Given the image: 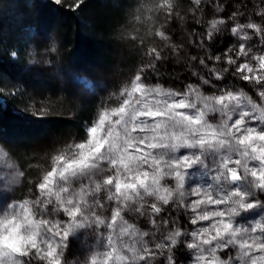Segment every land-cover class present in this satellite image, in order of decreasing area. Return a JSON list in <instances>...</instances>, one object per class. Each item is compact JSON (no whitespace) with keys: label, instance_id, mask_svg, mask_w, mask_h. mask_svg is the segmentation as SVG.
Masks as SVG:
<instances>
[{"label":"clouds","instance_id":"obj_1","mask_svg":"<svg viewBox=\"0 0 264 264\" xmlns=\"http://www.w3.org/2000/svg\"><path fill=\"white\" fill-rule=\"evenodd\" d=\"M260 14L258 13V15ZM248 26L251 25H238L241 28ZM11 55L13 58L16 57L15 52H12ZM252 59L257 61L258 71L264 69V54L254 55ZM195 74L193 72V75ZM259 78L264 80V71H260ZM190 89L191 91L186 93L184 99L180 101L174 100L175 93H172L170 89H164L161 85L150 88L136 99H133L134 92L128 91L127 98L122 105L110 110V114L116 113L118 119L109 123L107 131L103 135H101L102 130L98 127L99 121L98 124L87 130L88 139L86 142L77 143L74 146L69 145L68 147L72 149L71 152L66 148L53 155L51 170L46 172L42 182L38 184L40 196L32 201L28 199L23 202L13 200L0 214V264H23V260L20 259L23 253H31L34 248H41V245L44 246L42 248L44 250H47L48 245H56L53 229L67 232L69 237L77 229L92 228L95 225L97 236L104 235L99 232V229L101 226L105 227V219L97 216L95 212H87L85 210L87 205L85 208L81 207V202L84 201L82 193L85 185H81L80 192L75 193L74 196H62V193L68 192L73 178L89 176L92 183L95 184L96 192H99L103 185H108V181H112L113 184L114 180L115 193L109 191L108 198L115 199L120 204L127 201L139 203L146 196H152L163 205H168L170 201L175 200L176 205L183 207L184 200L189 195L183 190L185 173L194 165L203 164V160L202 155L195 157L185 155L177 159L175 153L182 147L199 148L201 154L209 151L220 154L221 149H226L227 152L226 155H219V171L212 177L216 184L221 185L219 190L212 189L210 185L203 190V198L193 202L190 206L193 209L200 208L201 205L205 206L193 217L191 221L193 224L198 220L210 219L213 220V223L209 227L200 228L198 231L190 233L193 242L189 243L187 247L196 251L189 264H204L206 253L207 255L211 253L213 260H217L216 250L226 248L228 245L238 246L236 257L241 260V264H244V258L250 255V251L245 250L246 246L249 250H253V245L256 248L264 247L259 243L260 237L253 238L249 235L250 232L254 233L257 229L264 231V223H261L260 220L256 221L251 230L233 226L236 217L253 207V204L246 202L247 198L258 190H264V136H253L251 135L253 130L248 129L249 134L239 138L233 132L235 126H229L235 109L240 108L245 102L262 121H264V107L258 105L243 90L229 93L227 97H217L203 95L195 86L190 85ZM189 94L194 96L192 102L188 101ZM258 94L264 100V94ZM120 95L123 96L124 92L122 91ZM146 97L148 98L146 99ZM224 99H227L228 103H222ZM197 103L201 104L202 108L197 109ZM183 107L196 109V113L190 116L177 111ZM105 112L109 114V110L106 109L103 113ZM209 112H219L223 117L217 125L206 121L205 116ZM250 114L248 111H242L240 113L241 120L236 123H241L243 118ZM141 117L146 119L142 120ZM148 119H152L153 122L148 123ZM117 126L119 130H117ZM140 145H144L150 150L163 149L164 151L156 154L147 151L144 155H138L137 153L141 151ZM234 152L240 156V159L232 160L231 154ZM8 156V151L0 145V163H4L6 168H14L17 179L22 178L24 172L20 171L14 162L8 160ZM248 160L259 161V168L248 167ZM104 162L108 164L107 168L101 167ZM229 163H234L242 168L244 176L238 177L237 170L228 167ZM145 165L151 169L150 172L144 170ZM113 169L115 170L113 176L104 177L105 172ZM54 175L58 176L59 180L65 181L67 186L59 184L58 181L54 186L52 179ZM95 175L104 177L102 182L95 180ZM163 176L174 178L175 187H161L160 180ZM249 176L252 178L251 180H247ZM242 178L246 180L248 190L229 191L225 187ZM130 190L132 194H129ZM198 193L201 194L200 188H194L191 192L193 195ZM53 200L55 204H53ZM259 203V200L255 201V204ZM50 204H53V213L62 210L70 219L67 221L53 220L41 215V213L47 212ZM209 204H224L225 208L224 210H208L206 206ZM152 208L159 210L157 203H153ZM73 210H78L75 218L69 216V212ZM136 210L139 211L140 208ZM116 219L117 211L114 210L111 217L112 222L107 223V228L113 231L107 235L105 247L111 245L112 250H116L117 241H119V247L126 249L131 255H118L117 262L132 261L134 264L135 261L142 258L140 248L146 249L147 242L144 237L148 236L149 232H141L127 224L126 221H122L119 233L114 237ZM261 220H264V216L261 217ZM47 233H52V235L49 236ZM179 234L180 231L176 228L174 231L168 232L165 238L171 239L175 243V238ZM125 235H130L132 238L138 236L139 238L129 244L121 239ZM67 240L60 243L58 256L53 257L52 260L45 257H40V259L46 260L47 264H53L55 260L60 261L68 247ZM213 241H215V246L208 247L206 250L205 246L211 245ZM162 246V243L157 245V247ZM107 255V251H95L89 259L91 264L94 259L96 264H104ZM67 264H74V262L69 260ZM81 264H88V261H83ZM169 264H171L170 257ZM222 264H228V262L224 261ZM248 264H264V254L253 257L248 261Z\"/></svg>","mask_w":264,"mask_h":264},{"label":"trees","instance_id":"obj_2","mask_svg":"<svg viewBox=\"0 0 264 264\" xmlns=\"http://www.w3.org/2000/svg\"><path fill=\"white\" fill-rule=\"evenodd\" d=\"M143 1L150 2L60 0V3H56V0H0V96L4 99L0 102V144L24 172L20 185L15 190L17 200L24 199L30 187L35 189L33 182L27 184L31 181V176L38 171L37 166L28 171V161H33L30 158L37 156L33 151L35 147L51 146L52 138L57 141L73 137L83 139V125L89 121L90 111L86 105L82 111L78 109L74 98L61 90L59 78L45 75L32 80L28 75L27 26L38 30L39 37H51L56 40L57 58L63 69L83 64L91 66L92 63L95 69L114 75L116 72L123 73L128 68L133 71L135 66H131L139 57L138 54H133L138 51L137 42L122 41L124 33L120 30L124 29L123 24L127 21L131 28H137L136 25L144 23L138 28L144 33L150 28L149 35L160 26L167 31L173 43V50L167 49L165 53L166 61H158L161 74L170 77L175 84L190 83L199 88L203 95L210 96V84H232V79L226 78L236 74V68L227 63L228 58L232 56V51L228 50L237 51L231 31L235 24L231 19H251L264 25V16L258 15L262 11L260 5L264 0H219L220 5L217 6L200 3V6L196 5L194 8L192 5L187 8L188 0H178L167 13L168 19L161 12L158 2L155 3L150 13L153 15L148 18L146 24H151L152 21L153 23L147 27ZM208 2L211 3V0ZM132 4L140 11L135 13L132 10L131 14ZM8 5L14 6L17 18L9 15L11 8ZM214 10L218 11L215 13L217 17ZM212 20H223L224 23L217 25L219 31L214 30L212 38L209 39L207 33ZM253 36L258 35L254 33ZM12 52L16 53L15 58L12 57ZM216 56L221 59L216 60ZM201 59L204 64L200 63ZM213 68L217 71L227 68L228 71L224 72L221 79L216 80L210 71ZM193 72L198 76L193 75ZM201 77L209 83L204 84ZM235 85L247 93L248 83ZM9 90H12L11 95ZM252 99L260 102L256 98ZM198 105L200 104L197 103ZM45 110L49 114L46 115ZM26 111H30L32 115L25 114ZM70 111L72 115H68ZM164 184L169 185V181ZM171 207L172 204H169V210H163L166 220L169 221L179 215L170 210ZM77 253L79 254V251ZM78 254L76 256H80ZM171 255L175 264H179L177 250L172 249Z\"/></svg>","mask_w":264,"mask_h":264},{"label":"rangeland","instance_id":"obj_3","mask_svg":"<svg viewBox=\"0 0 264 264\" xmlns=\"http://www.w3.org/2000/svg\"><path fill=\"white\" fill-rule=\"evenodd\" d=\"M17 1V0H16ZM132 2L133 0H128ZM150 2L145 3L143 1L142 8L145 14V25L148 27V25L152 26L151 24H146L148 21V18L152 16L150 13L152 12L153 5L158 2V5L160 7L161 12L164 14V17L168 19L167 13L171 11V9L174 7V5L177 4L178 0H149ZM180 1V0H179ZM256 1L257 0H251ZM181 2V1H180ZM189 5L187 8L192 5L191 7L194 8V6L202 4H208L217 6L219 4V0H211V3L208 2V0H200V3H195V0H188ZM186 2V3H188ZM151 3V4H150ZM220 5V4H219ZM10 6L11 10L9 11V15L11 17H16V14L14 12V6ZM151 9V10H150ZM260 9L264 10V3L260 5ZM132 10L137 13L139 8L136 10L134 8V4L130 7V13ZM218 12L217 10H214V14ZM129 13V14H130ZM133 14V13H131ZM217 17V15L215 14ZM135 19V16L133 17ZM128 20V19H127ZM233 21V24H247L249 22H254L256 24H260L254 20L251 19H231ZM130 22L132 23V19H130ZM140 22V20L137 22V24ZM211 22V21H210ZM135 25V24H134ZM139 25H144L139 24ZM139 25H136L137 28H131L128 25V22L126 21L123 24V30H120L124 33V37L122 39L123 42L127 43L129 41L131 42H137L136 46L138 48L137 52H133V54H138V58L136 63H133L134 69L128 68L124 70L123 73L116 72V74H107L104 71H100L98 69H95L91 63V66L88 64H83L75 68L70 69H63L61 67V64L59 62V59L57 58V42L54 38L51 37H39L38 36V30L33 29V27H26L29 32H27L26 37H28V43H29V49L27 53V60H28V66L26 71L28 72V75L31 76V79L37 80V78L41 76H52L59 78L60 81V87L61 90L66 92L68 95L74 98V102L76 103V106H78L79 110L82 111L84 108V105L89 106V114L88 119L84 125V131H85V137L83 139H76V138H67L62 141H57L55 138L51 139V146L47 148L43 147H35L34 152H36L37 156L30 158L33 161H28V171L32 169L33 166L38 167L37 173H34L33 176H31V181L27 184H31L35 186V189L32 190V187H30L29 191L25 194L24 199H16L15 190L19 187L21 179H17L15 176V169L14 168H6L4 163H0V214L3 213V211L6 209L8 203L11 201H17V202H23V200L28 199L29 201L37 199V197L40 196V190L38 188V184L42 182L43 176L46 174L47 171L51 170V158L53 155L59 153L61 150H64L67 148L69 152L72 151L69 145L74 146L77 143L86 142L88 139V129L92 126L98 124L100 115L104 112V110H109L108 119L105 120V124L103 126V129L101 131V135H103L109 126L110 122H114L116 119H118V116L110 114V110L112 108H118L122 105L123 101L127 98V94H125L128 91H131L132 89V81L135 79L137 75L141 77V81L139 83H142L145 86V89L148 87H155L156 85L163 86L164 89H170L175 92L179 93H188L187 86L190 85V83H181L175 84L172 82L170 77H165L161 74V70L159 69L158 64L161 63V61H166L165 53L167 52V49L171 51L173 50V43L172 40L167 33V31H164L162 27L158 26L156 29H154L153 33L149 35V30L144 33L141 29L139 30ZM154 25V24H153ZM152 31V30H151ZM245 32H247L252 38L250 40H242L239 38L238 35H233L232 37L234 39L235 44L237 45V51L232 50V59H235L238 64L242 63H249L250 66L257 68V61L252 59L254 55H260L264 54V43L261 42L259 36L255 37L253 36L254 31L252 29H244ZM159 33V34H158ZM163 34V37L160 34ZM166 37V38H164ZM25 40V36L23 37ZM243 45L245 48V51L248 52L247 56H244L242 54H239V48ZM233 47V46H232ZM251 49V51H249ZM60 51V50H59ZM157 53H159V59L156 58ZM168 54V53H167ZM26 55V54H25ZM32 63H29V62ZM159 61V63H158ZM237 65H232L235 68ZM25 71V72H26ZM247 74V73H244ZM195 76H198L197 74ZM224 76V75H223ZM241 73L236 72L234 76H228L226 79H232V84H229V82H225L224 85H218V84H210L208 94L211 95H219L221 91H239L242 90L235 84L237 83H248L246 89L247 94L250 98H256L260 102H256L258 105H261L264 107V100L261 99V97L258 94L259 85H254L251 81H244L240 79ZM234 77V78H233ZM8 90V89H7ZM124 92V95L121 96L120 93ZM11 95L12 90L8 91ZM142 95L141 92H134L133 93V99L139 98ZM48 96H51V93L48 94ZM118 97V98H117ZM148 97H146L147 99ZM182 97L176 96L174 97V100L179 101ZM192 98H194L191 94L188 96V101L192 102ZM4 99L0 96V102L2 103ZM227 103V101H226ZM231 107V106H230ZM202 108V105H198L197 109ZM245 110L250 112L251 114L246 117L247 126L255 127L258 131L264 128V124L261 123L260 119L258 118V114L253 112L250 106L247 105L245 102L241 105L240 108H236L232 117L233 121L240 116V110ZM46 111V110H45ZM178 112L187 114V115H194L196 113V109L192 108H182L177 109ZM25 114H31L30 111H26ZM45 114H49L48 111L45 112ZM73 113L68 112V115H72ZM221 114L219 112H209L205 116V119L208 123L217 125L222 119ZM140 119H146L145 117H141ZM159 119V117H157ZM241 119V116H240ZM244 119V118H243ZM233 121H229V126L231 127V124ZM89 122V123H88ZM152 119H148V123H152ZM117 130H119L117 126ZM139 134V133H136ZM239 135V134H237ZM48 137V136H47ZM1 145V144H0ZM141 148V154L145 153L147 151H152L153 154H156L157 152L164 151L163 149H148L144 145H140ZM243 150L241 146V151ZM132 151V150H130ZM138 154V153H137ZM226 149H221L220 154H217L215 152H207L201 154L199 148L195 149H189L186 147L180 148L176 153L175 156L177 159H180L181 157L185 155H189L192 157H195L196 155H202L203 164H197L194 165L191 169H188L185 173V180H184V191L186 193H189L187 197L184 200V205H190L193 202L200 200L203 198V190L205 188H208L210 185L212 186V189L219 190L221 185H218L214 182L212 179L213 176L216 175V173L219 171L218 163H219V155H226ZM232 160L240 159V156L237 153L231 154ZM8 160H11L12 162L17 165L16 161L13 159V157L9 154ZM248 167L250 168H259V161L256 160H248ZM102 168H107L108 164L106 162L101 164ZM229 167H236L238 174L243 177V169L240 168L237 165H234L232 163H229ZM21 171V169L19 168ZM145 171H151V169H148L147 165L144 166ZM114 169L109 172H105L103 175L104 177H110L114 175ZM31 174V172H29ZM104 177H101L100 175H95V180L101 181ZM123 179V177H122ZM252 178L249 176L247 177V180H251ZM57 181L59 184H64L67 186L65 181L59 180V177L56 176L53 178V185L55 186ZM165 181H169V185L164 184ZM115 181L113 180V184L111 185H103L101 190L99 192H96L95 184L92 183V180L89 176H82L79 178H73L71 181V187L69 188L67 193H62V196H74L75 193L80 192L81 185H85L84 192L82 193L84 195V201L81 202V207L85 208L86 211L91 213L95 212L97 216H100L101 218H104L106 223H111V216L113 214V210L119 208L121 209L119 215L117 216V219L114 223V229L115 232H113L114 237L118 235L119 229L122 226V221H126L127 224L134 226L136 229H139L141 232H149V236L144 237V240L148 241L149 247L152 248V251L156 252L157 255L153 258L154 264H167L166 257L169 254L167 247L163 250L157 249L154 247L156 243H165L166 245L170 243V241H166L164 237L167 235V233L170 230H173L174 228L178 227L182 233H189V235H182L180 237L181 243L177 246L173 247L172 249L177 250L178 252V258H179V264H189L190 261H192L195 249H189L187 247V243L193 242V237L190 235V233L198 231L200 228L209 227L213 220H198L196 224H192L190 218L195 216L197 213L201 212L204 209V205H201L200 208L196 210L195 213H193L189 208L187 207H177L175 200L170 201L169 204H172V207L170 210L176 211V213H179L178 220L175 218L172 219V221L166 220L165 218V212L162 211L159 215H156L151 212L150 205L152 203H157L158 206L162 207L163 210L168 211V205H163L162 202H158L155 200V197L152 196H146L143 201H140L139 203L134 201H127L124 204H120L115 199H109V191L112 193H115L114 188ZM161 187H175V179L163 176L160 180ZM225 187L228 188V190H248L247 182L245 179H241L238 182H234L230 185H226ZM194 188H200L201 194L199 196L192 195L191 192ZM210 189V190H212ZM142 192V189L140 190ZM129 194L131 193V190L129 191ZM214 198H215V192H214ZM253 201L256 199H259L261 204L264 205V192L257 191L255 194V197H252ZM53 204H55V201L53 200ZM53 204L48 205V209L46 213H41V215H45L47 218L50 219H60L63 221H67L70 218L64 214V212L61 210L58 213H53L52 208ZM141 205H143V208L141 209V212H137L136 209L141 208ZM208 210H224L225 205L219 204V205H213L209 204L206 206ZM37 211L39 212V209L37 208ZM264 216V206L257 207L255 209L249 210L247 212H242L240 216L235 218L234 221V227L239 226L241 228H248L251 230L252 227L255 226V223L257 220H260L261 223H264V220H261V217ZM79 219V216L77 217ZM151 219L156 220V226L154 227L151 223ZM218 219V218H215ZM165 221L167 223L165 224ZM62 228V226H61ZM96 228L95 225L92 226V228H84V229H77L73 235H70L67 240L68 247L65 249L64 256L60 260V264H67L68 259L70 257V260L74 262V264H81L83 261H88V264H91V261L89 259L90 255L95 251L100 252H112L111 247H105L107 245V235L109 232H112V229L106 228L104 226H101L99 229L100 233H103L102 236H97L96 234ZM131 231V230H130ZM62 233V230H61ZM252 236L260 237V239L264 240V232L257 229L256 232L252 233L250 232ZM47 235L51 236L52 233H47ZM214 235V233H213ZM139 237L132 238L130 235H125L121 237V239L124 242H127L131 244L134 239H138ZM57 241H59L60 237H55ZM215 241L211 245H206L205 248L208 247H214ZM44 246L41 245V248ZM139 247V245H137ZM59 252V249H57ZM79 251V254L77 253ZM35 250H33V253ZM238 252V246L233 247L230 246L228 248L218 250L217 255L220 257L221 260L227 259L228 257H235ZM76 254L80 256H76ZM118 255L123 256H130L131 254L126 249H121L119 247V241H117L116 245V251L113 252L112 258L109 261V264H133L132 261H119L117 262L116 258ZM252 255L259 256L262 255L261 253L255 252ZM68 257V258H67ZM20 259L27 261V264H47L46 260H41L39 256L30 254L27 257H20ZM206 260L207 264H215L214 261H211L210 257L206 253ZM140 264H143V262H140ZM205 264V262H204ZM235 264H240L239 261H236Z\"/></svg>","mask_w":264,"mask_h":264},{"label":"snow or ice","instance_id":"obj_4","mask_svg":"<svg viewBox=\"0 0 264 264\" xmlns=\"http://www.w3.org/2000/svg\"><path fill=\"white\" fill-rule=\"evenodd\" d=\"M56 3H60V0H56ZM195 3L199 4V3H200V0H195ZM217 10L219 11L220 9L217 8ZM260 13H261L260 15L264 16V10H262ZM233 15H235V13H234ZM221 22H222V23H221ZM223 23H224L223 20H212V21L210 22V28H209L208 33H207V36H208L209 39L212 38V35H213V31H214V30H215V31H219V29L217 28V25H218V24H223ZM213 25H215V27H213ZM238 25H242V24H236V26L233 27V28L231 29L233 35H238L239 38L242 39V40H250L252 37H251L247 32H245L244 29H252V30L254 31V33L260 37L261 42L264 43V25L256 24V23H254V22H249V23H247V24H243V25H251V26L243 27V28L238 27ZM160 35L163 37V34H162V33H161ZM164 38H166V37H164ZM242 46H243V45H241L240 48H239V54L244 55V53H247V55H248V52H246L244 46H243V47H242ZM228 51L231 52L232 49H229ZM247 55H244V56H247ZM156 58H157V59L160 58V57H159V53H157ZM210 59H211V57H210ZM215 59H216V60H220L221 57L216 56ZM201 61H203V62L201 63ZM200 63H201V64H204L205 62H204L203 59H201V60H200ZM227 63L230 64V65H237V61H236L235 59H232L231 57L228 58ZM210 71L212 72V74H213V76H214V79L219 80V79H221V78L223 77L224 72H227V71H228V69H227V68H224V69H222L221 71H217L216 69L213 68V69H210ZM260 71H264V69H260V70L258 71L256 67H252V66H250L249 63L238 64L237 67H236V69H235V72H239V73H241L240 79H242V80H244V81H251V82L254 83V85H259L260 87H259V89H258V93H262V94H264V80H262V79L259 78V77H260ZM244 73H247V74H244ZM195 75H196V74H195ZM201 80H203V83H204V84H208V83H209V81H208L207 79H204L203 77H201ZM140 81H141V77H140L139 75H137V76L135 77V79L131 82V83H132V88H131V89H132L133 92H138V91H139V92H141L142 94H144V93H146L150 88H154V87H148L147 89H145V86H144L142 83H139ZM191 86H193V85H191ZM187 88H188V92L191 91V89H190V85H188ZM171 92H172V93H175L174 97H176V96H181L182 98H181L180 100L184 99L185 94H186V93L175 92V91H172V90H171ZM236 92H238V91H235V92H234V91H221V93H220L219 95H214V96H217V97H227L229 93H236ZM125 94H127V92H126ZM259 96H260V95H259ZM174 97H173V98H174ZM260 97H261V96H260ZM165 98L167 99V97H165ZM261 99H262V97H261ZM180 100H179V101H180ZM226 101H227V103H228V100H227V99H224V100L222 101V103H226ZM183 108H188V107H183ZM179 109H182V108H179ZM192 109H193V108H192ZM242 111H245V110H242V109H241V110H240V113H241ZM112 115H117V114L114 113V114H112ZM238 117H239V118L235 119L234 121H233V117H232V119L230 120V121H233L232 124H231V126H233V125L235 126V127H233V132L235 133V135H236L237 137L242 138L243 136L248 135V134H249V133L247 132L248 129H252V130H253V131L251 132V135H253V136H264V128H262L261 130L258 131L255 127L247 126V121H246L245 118L248 117V116H245L244 119L241 121V123L237 124L236 122H237L238 120H241V119H240V116H238ZM106 119H108V113H107V112L102 113V114L100 115V118H99L100 123H99V125H98V127H99L101 130L103 129V126H104V124H105V120H106ZM260 121H261L262 124H264V121H262V120H260ZM92 127H93V126H92ZM237 134H239V135H237ZM257 143H258V142H257ZM145 147H146V146H145ZM189 149H194V148H189ZM138 155H144V153L141 154V151H140V152L138 153ZM232 164H234V163H232ZM234 165H236V164H234ZM228 167H229V165H228ZM229 168H234V169L237 170L236 167H229ZM237 175H238V177L240 176V175L238 174V171H237ZM54 177H55V175L53 176V178H54ZM53 178H52V179H53ZM238 181H240V179H237L236 182H238ZM130 182H131V181H130ZM111 184H112V181H108V185H111ZM258 191H259V192H264V190H258ZM255 194H256V193H255ZM255 194H254V195H250V196L247 198V200H246L247 203H249V204H253V207L250 208L249 210L255 209V208H257V207L264 206V205L261 204V202H260L259 204H255V201L259 200V199H256L255 201H253L252 197H255ZM192 195H193V194H192ZM195 195H196V196H199L200 194L198 193V194H195ZM200 200H201V199H200ZM197 201H198V200H197ZM259 201H260V200H259ZM152 204H153V203H152ZM152 204L150 205L151 212L154 213V214H156V215H159V214L163 211L162 207L158 206V209H159V210H154V209L152 208ZM191 205H192V204L187 205V206L183 205V207H187V208H189L193 213H195L196 210H197L198 208L193 209L192 207H190ZM176 206H177V207H181V206H179V205H176ZM142 208H143V207H141L140 210L137 211V212H141V209H142ZM115 210L117 211V216H118L119 213H120V211H121V209L117 208V209H115ZM249 210H248V211H249ZM77 211H78V210H73V211L69 212V216L75 218V216H76V214H77ZM113 211H114V210H113ZM246 212H247V211H246ZM141 214H143V212H141ZM111 217H112V216H111ZM193 217H194V216H193ZM193 217L190 218L191 221H192ZM165 222H167V221H165ZM104 223H105V227L107 228V223H106V221H105ZM151 223L153 224L154 227L156 226V220H155V219H151ZM191 223H192V222H191ZM196 223H197V221H196ZM196 223H195V224H196ZM192 224H193V223H192ZM176 228H178V227H176ZM176 228H174L173 230H170L169 232L174 231ZM178 229H179V228H178ZM179 231H180V234L175 238V243H174L173 240H171V239H166V238H165V237L167 236V235H166V236L164 237V239H165L166 241H170V243H168L167 245H166L165 243H162V245H163L162 247H157V245H159V244H161V243H156V244L154 245L155 248H157V249H161V250H163V249H165V248L167 247V249H168V253H169V254L167 255V257H166L167 264H169V257L171 258V264H175V260H174L173 256L171 255V250H172L173 247H175V246H177L178 244L181 243L180 237H181L182 235H189V233H182L180 229H179ZM262 232H264V231H262ZM53 233H54V239H55V237H57V236L60 237L59 241H57V240L55 239L56 242H57L56 245H48L47 250H44V249H42V248H40V247H36V248H34V250H35L34 253H33V251H32L31 253H27V252H25V253H23V255H22L21 257H27V256H29L30 254H34V255H37V256H39V257H45V258H47L48 260H52L53 257L58 256V255H59V252L57 251V249H59V245H60L61 242L66 241V240L68 239V233H67V232H62V233H61V231H59L58 229H53ZM249 235H251V234L249 233ZM148 236H149V235H148ZM251 236H252V235H251ZM254 237H256V236H253V238H254ZM145 241H146V240H145ZM146 242H147V247H146V249H145L144 247H141V248H140V255H141L142 258H140V259H138L137 261H135L134 264H140V262H143V264H154V259H153V258L157 255V253L154 252V251H152V248L149 247V243H148V241H146ZM259 243H260L261 245H264V240L260 239ZM188 244H189V243H187V245H188ZM230 246H232V245H228L226 248H228V247H230ZM109 247H112V246L109 245ZM223 249H225V248H223ZM252 249H253V250H249V249L247 248V246L245 247V250H246V251H250V255H249L248 257L244 258V264H248V261H250L253 257H256L255 255H252V254L255 253V252H258V253L264 254V247H262V248H256V246L253 245V246H252ZM206 250H207V249H206ZM218 250H222V249H217L216 252H215V256L217 257V260H213V256H212L211 253L208 255V256L210 257L211 261H214L215 264H222V262H224V261H227L228 264H235L236 261H239L240 264H241V260L238 259L236 256H235V257H228L227 259H223V260H221L220 257L217 255V251H218ZM114 251H116V250L113 249L112 252H108V255L105 257L104 264H109V261L111 260ZM259 256H261V255H259ZM23 264H27V261L23 260ZM53 264H60V261H59V260H55V261H53ZM93 264H96V260H95V259L93 260ZM205 264H207V260H206V259H205Z\"/></svg>","mask_w":264,"mask_h":264}]
</instances>
